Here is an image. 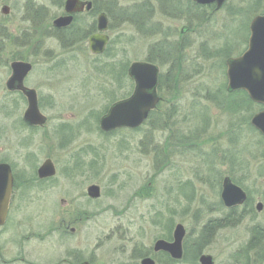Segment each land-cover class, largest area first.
Returning <instances> with one entry per match:
<instances>
[{"label":"rangeland","instance_id":"obj_1","mask_svg":"<svg viewBox=\"0 0 264 264\" xmlns=\"http://www.w3.org/2000/svg\"><path fill=\"white\" fill-rule=\"evenodd\" d=\"M89 1L98 13L59 34L52 21L64 0H0V163L14 179L0 264H138L177 224L184 264L201 254L213 264H263L264 138L249 123L260 110L228 107L238 97L226 90L225 62L246 50L264 3ZM100 12L109 41L94 55L88 38ZM149 56L160 101L139 127L101 131L99 119L133 92L129 65ZM14 61L32 65L25 86L36 91L42 127L23 122L25 99L5 88ZM47 159L55 175L38 179ZM226 176L249 195L244 208L222 205ZM91 185L100 188L95 200ZM251 229L261 238L246 249Z\"/></svg>","mask_w":264,"mask_h":264},{"label":"water","instance_id":"obj_2","mask_svg":"<svg viewBox=\"0 0 264 264\" xmlns=\"http://www.w3.org/2000/svg\"><path fill=\"white\" fill-rule=\"evenodd\" d=\"M197 5L215 4L220 9L227 0H191ZM91 1L64 0V15L55 18L52 26L58 30L68 28L75 16L89 13L92 10ZM2 14L8 13V7L1 8ZM108 29V19L105 13H100L96 18V33L88 38L89 51L94 55H101L108 43L105 32ZM249 38L246 50L236 58H229L226 63L227 92L243 91L254 104L261 105L263 110L254 114L250 119V125L264 138V14L255 16L249 24ZM11 74L5 82V88L9 92H19L26 100V109L22 120L29 127H42L46 123V117L40 112L35 90L24 86V80L32 70V65L23 61L10 63ZM128 77L134 83L132 94L115 102L110 106L106 114L99 119V128L103 132H110L120 128L135 129L148 117L151 110L159 102L156 95L159 69L148 62H132L127 69ZM38 179L50 178L55 175V169L51 160H45L37 169ZM13 186V176L8 164L0 163V226L5 223ZM90 199L100 197V188L91 185L86 190ZM244 192L234 185L230 177L226 176L222 181L220 199L226 208L241 205L245 201ZM261 209V205L257 206ZM184 229L176 225L173 231V241L157 240L153 249L155 252L163 251L173 259L182 258L181 242L184 237ZM200 264H213L212 257L201 255ZM141 264H155L150 258H145Z\"/></svg>","mask_w":264,"mask_h":264},{"label":"flooded vegetation","instance_id":"obj_3","mask_svg":"<svg viewBox=\"0 0 264 264\" xmlns=\"http://www.w3.org/2000/svg\"><path fill=\"white\" fill-rule=\"evenodd\" d=\"M184 1H189V0H184ZM191 2V1H190ZM193 3V2H192ZM195 4V3H194ZM209 6H213L214 7V5H209ZM63 14V13H62ZM26 80V79H25ZM25 80H24V86H25ZM26 87V86H25ZM36 92V91H35ZM15 93H18V94H21V93H19V92H15ZM37 95V94H36ZM22 97L24 98V96L22 95ZM25 99V98H24ZM26 101V100H25ZM231 179V178H230ZM222 181H223V179H222ZM231 181H232V183L234 184V185H236L234 182H233V180L231 179ZM237 186V185H236ZM237 187H239V186H237ZM243 192H244V194H245V201L241 204V205H236V206H233V207H230V208H226L224 205H223V203H222V205L226 208V209H228V210H237L238 208H244V206H246V205H248L249 204V195L241 188V187H239ZM221 190H222V182H221ZM221 190H220V193H221ZM222 202V201H221ZM261 205V209L260 210H258L257 209V206L258 205ZM254 208H255V210L257 211V212H260L261 210H262V208H263V206H262V204L261 203H256V205L254 206ZM178 225V224H177ZM180 225V224H179ZM176 227V226H175ZM174 227V228H175ZM184 229V228H183ZM252 230V229H251ZM173 231H174V229H173ZM253 231H259V230H257V229H253L252 230V232ZM185 232V231H184ZM184 235H185V233H184ZM184 238V237H183ZM251 238H252V233H251V237H250V239H249V241L251 240ZM159 240H163V239H159ZM157 241V240H156ZM164 241H167V242H172L173 241V232H172V234H171V236L167 239V240H164ZM248 241V242H249ZM155 243V242H154ZM154 243H153V245H152V248L150 249L149 248V250H148V252H146L141 258H140V260H139V263L138 264H141V261L143 260V259H145V258H150V259H152L153 261H154V263L156 264V256L158 255V254H160V255H162L164 258H165V264H182L183 263V260H184V247H183V239H182V242H181V249H182V258L181 259H179V260H176V259H173L168 253H166V252H163V251H157V252H155L154 251V249H153V246H154ZM201 255H203V254H201ZM201 255H199V257L201 256ZM206 255V254H205ZM199 257H198V263H199ZM71 262H68L67 264H89V262L88 261H85V260H82V261H80V262H78V263H73L72 261H74L75 260V258L74 257H71ZM213 261V260H212ZM184 264V263H183ZM200 264V263H199ZM263 264H264V259H263Z\"/></svg>","mask_w":264,"mask_h":264},{"label":"trees","instance_id":"obj_4","mask_svg":"<svg viewBox=\"0 0 264 264\" xmlns=\"http://www.w3.org/2000/svg\"><path fill=\"white\" fill-rule=\"evenodd\" d=\"M264 3V0H253V3L254 4H256V6H257V4H259V3ZM262 12L264 13V10H262ZM98 13V8H97V6H96V4L95 3H93V8H92V10L88 13L89 15H92V16H95L96 14ZM262 14V13H261ZM78 17V16H77ZM77 17H75V19H74V21L75 20H77ZM72 26V25H71ZM56 31H58V30H56ZM92 33H93V31H95V27H93L92 28ZM91 31L89 32V33H91ZM58 32H60V31H58ZM62 33L64 32V31H61ZM59 33V34H62V33ZM146 62H149V63H154V61H153V59L151 58V56H149L147 59H146ZM160 82H161V78H160V75H159V81H158V83L160 84ZM233 95H235L236 97H238L237 98V100L236 99H233V100H230V101H228L226 104L228 105V107H232V109H236V108H239L240 107V105L241 106H255V107H257L259 110H261L262 109V107L261 106H259V105H256V104H253L249 99H248V97H247V95L244 93V92H235V93H232ZM237 94V95H236ZM236 107V108H235ZM261 236V233L259 232V231H253L252 232V238H251V240L248 242V244H247V246H246V249L247 248H253V247H256L257 245H258V243H259V239L261 238L260 237Z\"/></svg>","mask_w":264,"mask_h":264}]
</instances>
